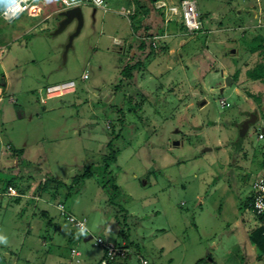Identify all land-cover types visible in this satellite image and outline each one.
<instances>
[{
    "label": "rangeland",
    "instance_id": "1",
    "mask_svg": "<svg viewBox=\"0 0 264 264\" xmlns=\"http://www.w3.org/2000/svg\"><path fill=\"white\" fill-rule=\"evenodd\" d=\"M199 1L202 11L214 6L212 1ZM81 9L83 24L68 48L77 28L75 19L57 31L62 20L58 15L51 16L47 28L34 32L45 36L44 41L37 45L32 40L27 47L24 39H12L15 31L20 30L17 22L8 23L0 30V45L4 39L10 43L6 50L0 49V148L11 142V152L18 157V168L30 173L26 178L33 182L30 185L34 189L45 177L46 185L50 186L52 179H56L67 193L74 176L89 173L79 191L66 197V201L76 208L75 213L86 216L88 228L96 237L121 243L124 233L136 244L142 257L157 264H212L209 261L212 258L214 264H248L250 250L243 245L237 247L239 239L234 222L237 216L232 214V209L225 205L218 213L207 196L204 207L195 206L200 201L197 195L207 194L216 183L212 182V172L201 174L203 169L217 171L233 187H243L246 174V177H255L251 163L258 152L264 154V138L258 137L260 128L251 126L245 137L236 132L237 141L226 153L214 146L212 151L202 152L208 145L196 151L189 142L194 144L206 139L205 134L196 135L192 128L203 121L205 126L210 122L205 127L209 136H228L226 120L240 121L242 108L251 105L257 108V98L264 104V94L260 95L262 85H245L242 81L238 95L232 91L234 85L221 92L225 79L218 69L223 54L212 52V46L207 45L213 33L201 30L200 35L187 33L195 39L189 40L184 49L179 48V40L172 38L177 57L170 56L167 63L173 67L181 52L185 56L186 66L178 70V78L169 80L167 72L174 75V71L165 67L162 76L149 80L151 93L146 100L141 95L133 106L134 87L128 84L126 100L131 105L123 111L120 89L124 86L115 90L111 101L109 95L119 82L118 68H123L125 61L123 64L119 61V48L110 44L107 30L101 27L112 19L114 12L111 7L105 11L82 5ZM119 19L128 24L126 17ZM4 23L0 18V26ZM204 24L213 27L212 14L205 13ZM212 66L215 67L211 69ZM205 68L209 69L202 77L201 71ZM84 74H87L85 79ZM237 78L235 75L234 81ZM3 79L7 85L1 83ZM71 80L77 87L75 94L48 105L41 103L40 97L47 86ZM203 80L213 89L209 86L202 89L207 103L200 108L199 96L192 91L201 92ZM58 89L56 92L61 95L69 88ZM246 90L257 95L253 98ZM8 93L15 97V103L9 102ZM222 97L230 107L221 106ZM190 101L193 104L185 106ZM50 106L62 108L52 110ZM121 115L124 117L120 121ZM113 129L115 132L110 134ZM178 130L188 133L185 143L167 147L168 139L172 143L181 140ZM116 133L119 136L113 139L111 147L118 152L111 164L113 173H109L105 170L106 158L112 156L108 143ZM4 152L8 155L7 149ZM12 174L0 163V182L11 179ZM114 184L119 186L118 191L114 190ZM182 202L186 205L181 207ZM241 202L245 204V197ZM241 214L256 223L249 208L242 207ZM170 221L175 224L172 229L168 226ZM60 222L65 227L72 224ZM94 249L97 248L89 247L90 251ZM132 259L138 264L134 254Z\"/></svg>",
    "mask_w": 264,
    "mask_h": 264
},
{
    "label": "crops",
    "instance_id": "2",
    "mask_svg": "<svg viewBox=\"0 0 264 264\" xmlns=\"http://www.w3.org/2000/svg\"><path fill=\"white\" fill-rule=\"evenodd\" d=\"M165 1L168 3L176 2V0ZM196 1L203 22V28L201 29L202 32L206 31L213 33L210 41L211 43L207 42V45L212 46V52L215 51L223 54V58L219 61L220 68L218 69V72H220L222 78L225 80L228 76L232 78L231 84L226 85V83H224L221 85V92H225L227 86L234 85L232 91L238 95L243 86L241 82L244 81L245 85L250 84L256 86L258 83L261 84L260 95L264 94V82L261 80H253L247 75V70L259 61L263 49L261 48L257 52H252L249 50V46L250 43L258 37H261L262 41L264 40V0H208L212 1L214 6L206 7V12L202 11L200 1ZM158 2L159 0H108L107 2V7H111L114 15L112 16V19L107 22L108 26L107 23L104 22L101 27L104 31L107 30L106 37L109 38L110 44L119 48V61L122 63L124 60V66L129 63H136L139 60L142 62L140 67L133 72L131 79H128L121 74L122 67L118 68V70H120L118 75L119 82L114 86L113 91L111 90L109 97L111 101L113 95L117 92L115 90L119 89L120 85H123L124 87L120 89L123 94V99L121 101V108L123 111L128 110L131 105V103L126 100L128 84L134 87L133 93L135 94H133L134 98H132L131 105L133 106L136 103V98H139L142 95L143 100H146L145 97L150 95L151 86H149L148 83L153 76H162L164 71H166V68H168L169 71H174V75L167 72L170 77L169 80L174 79V77L178 78V70L183 69L186 64L183 62V59L185 60L183 52L179 54L178 59L176 58L177 62H173L175 66L171 67L167 63V58L170 56L177 57L175 55L176 49L171 43L173 37L179 40V48L184 49L189 45V40L195 39L194 36H187L188 34L200 35L199 32L201 30L195 33H190L181 18H173L166 21L162 11L157 8ZM83 5L88 6V8L95 7L105 11L107 9V7L106 9L96 7L91 3ZM80 7H82V5ZM62 9L63 8L58 0H47L46 12L49 17L44 21H33L26 14H22L18 19L13 20L12 22L3 19L6 23L0 26V30H2L8 23L11 24L17 22L20 30L15 31L14 38L12 39L14 41H22V39H24V46L26 47L29 46L32 40L39 45V43L44 41L45 36L36 35L34 32L38 28H47V22L51 16L58 15L62 20ZM121 9L128 10L130 13H122L120 12ZM205 13L212 14L213 29L209 26L206 27L204 24ZM161 15L164 18H162L164 21L160 19ZM125 17L128 20V24H124L122 21L123 19H119ZM0 38H2V36ZM2 42L3 44L0 45V49L6 50L10 43H8V39H4ZM150 43L153 45V51H150ZM142 45H144V47H141ZM208 50H210V48ZM209 52L210 51H208V53ZM208 53H205V55ZM164 59H166L165 64H163ZM194 66L198 67L196 64ZM214 67L215 66H212V68H210L213 69ZM208 69H202V77L205 76ZM84 75L82 77L83 79H85ZM235 75L238 77L237 82L233 79ZM130 80L135 81L130 84ZM1 83L7 85L5 79H3ZM66 83L70 84L68 87L69 89L63 94L60 93L61 95L53 89L47 90ZM208 86L206 85L205 80H203L200 89L202 90L204 88L205 90ZM76 88L73 80L62 84L49 85L46 87V90H43L44 94L41 95L40 101L44 105H48L53 101H61L63 97L75 94L77 91ZM209 89L212 90L213 88L210 87ZM41 90L42 89L39 91ZM204 90L201 92H194L191 90L192 93L199 96L200 108H203L207 103ZM246 92L253 98L254 95H257L248 90H246ZM8 100L10 103L16 102L15 97L11 93L8 96ZM192 104L193 102L190 101L189 103H186L185 106L188 107ZM50 108L52 110H57L62 107L50 106ZM242 109V119L240 121L232 119L225 121L226 124H229L227 125V129H229L228 136H224L225 138L221 137L219 134L214 137L209 136L205 131V127H209L210 122L205 126L206 122L203 121L193 125L192 128L195 129L194 131L196 135L199 133H203V135L205 134L204 137L206 139L194 144L189 142V145L196 151H199L202 147L208 145L210 147H207L208 149H203L202 152L212 151L214 146L217 147V150L226 153L228 147H230L233 142L237 141L236 132L238 133L240 130L242 122L250 118L252 113L257 115L256 122L252 123L246 134L240 137H245L251 126L254 125L260 128L258 133H263V137L260 138L259 134L258 137L263 139L264 104L262 103L259 105V103H257V108L251 105ZM122 116L123 115H121V119ZM214 124V127L217 128V122L214 121ZM76 131V128H74L73 134H75ZM177 133L182 134L180 137L181 140L172 143V140L168 139L167 147H172V145L180 147L185 143L189 136L188 133L184 134L181 130H178ZM211 138H213V140H211ZM25 145H28V142H26ZM5 149L8 150V155L4 152ZM12 150L13 145L11 142H8V145H5V148L3 146L0 148V163L3 169L6 171L8 168V173H13L11 179L6 182H0V211H4V213H2L3 211L0 212V233L6 235L8 238L7 245H0V264H100L105 257V248L103 245L96 243L97 237L93 231L88 228L86 216H84V214L81 215L75 213L77 212L74 210L76 208L67 203L66 197L72 196L73 194L70 195L68 192L64 193V188L56 184V182H53L50 186L46 185L45 177L40 179V183H38L35 189L31 188L30 184L33 182H31L30 179H27V176L30 175V173L26 172L25 169L21 170L18 168V157L15 153L11 152ZM195 159L197 160L198 158L195 157ZM251 166H253L256 171L254 174L255 177L249 178V176L246 177L247 174L244 175L247 179H244V182L242 183L243 187H238V185L233 187L225 178L219 176L215 170L211 171L212 169L208 168V171L204 169L201 170L203 176L207 172H212V182L215 181L216 183H214L209 190L211 191V194H209L208 191V193L203 194V196L200 194L197 195V197H200V201L195 207H204L206 203L205 197L207 196V200L216 206L218 213H220V210L225 207V205L232 209V214H234L235 217L237 216V218L234 219L235 229L237 230L235 233L239 239L237 247L239 248V246L242 247L243 245L245 246V249L248 248L250 250L247 258L248 264H264V251H262V249H260V247L250 238V232L260 226V220L249 206V199L252 194V182L258 176H264V154L262 155L261 152H258V154L254 156ZM112 167L113 166L110 165L106 171L113 173ZM8 184L17 188L19 192L17 196H10L6 193ZM243 197H245V204H242L241 202ZM60 205L65 207L69 214L73 213L82 217L81 219L86 220V235H78L80 229H78L73 223L71 224V227L61 226V220L66 223L71 222L67 215L62 214ZM185 205L186 202L180 204L181 207ZM244 206L249 208L255 215L256 223L250 222V219H247L241 214L242 207ZM7 207L9 215H7ZM52 213L54 215H52ZM179 215L182 216V219L184 218L182 212L179 213ZM174 225L173 222H168L170 229H172ZM226 229L227 228H225V230ZM58 231L62 232L61 235ZM173 238H175L174 234ZM128 240L124 238L121 243L127 242ZM91 246H94L97 249L90 251L89 247ZM132 248L133 249H131L127 258L115 260L109 264H134L132 254L138 259V264H142L141 259H147L149 262L148 264H157L147 257H142L135 243ZM73 249H76L79 253L74 254L72 251ZM209 261L212 264L215 263L214 258L209 259Z\"/></svg>",
    "mask_w": 264,
    "mask_h": 264
},
{
    "label": "built area",
    "instance_id": "3",
    "mask_svg": "<svg viewBox=\"0 0 264 264\" xmlns=\"http://www.w3.org/2000/svg\"><path fill=\"white\" fill-rule=\"evenodd\" d=\"M60 5L62 6V11L67 9L81 6L86 3H91L96 7L104 8L107 7L108 0H58ZM47 8V0H36V2H32L29 0L27 6L23 9L22 14H26L31 20L33 21H44L46 18L49 17L48 13L46 12ZM157 8L162 11L164 14V18L166 21H169L173 18H181L186 25L188 31L190 33H195L203 28V22L201 15L198 10L197 1L196 0H180L176 3H168L165 0H159L157 3ZM120 12L122 13H130L128 10L121 9ZM21 14V15H22ZM20 15V16H21ZM0 18L6 20L2 15ZM8 21V20H6ZM87 78V74L84 75ZM68 88L70 86L69 83L59 85L47 90H57L60 87ZM59 90V89H58ZM220 104L223 107H229L230 103L226 101L225 98L220 99ZM259 137H263V133L259 134ZM6 193L10 196H17L19 194L16 187L9 185L7 187ZM252 199L249 202V206L253 213L259 218L260 226L264 230V176H258L252 182ZM60 209L62 214L67 215L69 221L73 223L78 229L83 228L84 230L87 229L86 220L77 218L72 214H69L65 207L60 205ZM96 243L99 245H103L105 248V257L102 259L100 264H109L112 261L123 259L128 255L129 250L125 246V242L122 243H114L105 241L102 237L96 238ZM74 254H78L79 252L76 249L72 250ZM142 264H148L147 259H141Z\"/></svg>",
    "mask_w": 264,
    "mask_h": 264
},
{
    "label": "trees",
    "instance_id": "4",
    "mask_svg": "<svg viewBox=\"0 0 264 264\" xmlns=\"http://www.w3.org/2000/svg\"><path fill=\"white\" fill-rule=\"evenodd\" d=\"M141 47H144V45H142ZM149 48H150V51L154 50L153 45L151 43L149 45ZM261 48H263V49L261 51V56H260L259 61L253 67H251L247 70V75L249 78H251L253 80H261L264 82V40L262 41V38L258 37L255 40H253L249 46V50L252 52H257ZM141 64H142L141 60L137 61L136 63H129L123 67L121 74L124 77L131 79L133 72L135 70H137ZM255 100L258 101L259 105H261L260 104L261 100L259 98L255 99ZM121 120L122 119L120 118V121ZM120 130H121V128H120ZM114 132H115V130L113 129L110 134H113ZM116 136H119V134L116 133V135H111V139L108 143L110 145V147L113 144L112 141ZM110 150H111L110 154H112V156L110 155V157L106 158L107 162H105L106 163L105 164V170H107L108 167L115 161V154H117V152H118V149L115 150L112 147ZM89 175H90L89 173H80V174L74 176L71 184L68 186V194L72 195L75 192L79 191V188L83 185L86 177ZM53 182H56V184L59 185V183L56 179H52V183ZM9 185H11V184H8L7 187ZM113 187H114L115 191L119 190L118 185L114 184ZM6 190H7V188H6ZM251 199H252V196L250 197L249 202L251 201ZM123 236L125 239H127V240L129 239V236L125 235L124 233H123ZM250 238L252 239L253 242H255L260 247V249H262V251H264V230L261 226L256 227L255 229H253L250 232ZM133 244H134V242L131 240H128L127 242H125V246L129 250L128 255L131 252V249H133L132 248ZM128 255L125 258H127ZM0 259H1V257H0Z\"/></svg>",
    "mask_w": 264,
    "mask_h": 264
},
{
    "label": "water",
    "instance_id": "5",
    "mask_svg": "<svg viewBox=\"0 0 264 264\" xmlns=\"http://www.w3.org/2000/svg\"><path fill=\"white\" fill-rule=\"evenodd\" d=\"M61 15H62L63 19H62V21L60 23V26L57 29V31H61L72 20L75 19L77 21V28H76L75 33L70 37L69 43L67 45V48H68V46L71 44V41H72L73 37L79 33V31H80V29L82 27V24H83L82 9H81L80 6H76V7L67 9L65 11H62L61 12ZM225 83H226V85L231 84L232 83V78L230 76L226 77ZM256 119H257V115L255 113H252L251 116H250V118L246 119L241 124L240 130H239L240 136H244L246 134L249 126L252 123H255L256 122Z\"/></svg>",
    "mask_w": 264,
    "mask_h": 264
},
{
    "label": "clouds",
    "instance_id": "6",
    "mask_svg": "<svg viewBox=\"0 0 264 264\" xmlns=\"http://www.w3.org/2000/svg\"><path fill=\"white\" fill-rule=\"evenodd\" d=\"M29 0H0V15H2L8 22L18 19L27 6ZM36 2V0H32ZM76 2V0H74ZM83 228L78 232V235H86ZM8 238L6 235L0 233V245H7Z\"/></svg>",
    "mask_w": 264,
    "mask_h": 264
}]
</instances>
